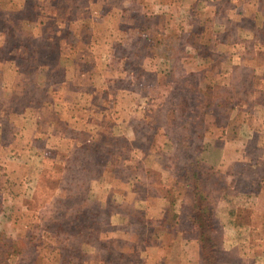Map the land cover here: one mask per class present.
Returning a JSON list of instances; mask_svg holds the SVG:
<instances>
[{
  "label": "rangeland",
  "instance_id": "rangeland-1",
  "mask_svg": "<svg viewBox=\"0 0 264 264\" xmlns=\"http://www.w3.org/2000/svg\"><path fill=\"white\" fill-rule=\"evenodd\" d=\"M31 2L0 0L16 23L0 49L14 63L0 61L9 76L0 69L3 255L12 252L11 264H202L187 240L190 180L182 181L201 170L217 200L216 264H256L260 220L249 226L264 205V95L241 114L211 103L188 118L209 98L195 94H221L232 72L260 90L264 53L250 16L205 0ZM30 44L39 62L24 64L15 87V67L35 56Z\"/></svg>",
  "mask_w": 264,
  "mask_h": 264
},
{
  "label": "trees",
  "instance_id": "trees-1",
  "mask_svg": "<svg viewBox=\"0 0 264 264\" xmlns=\"http://www.w3.org/2000/svg\"><path fill=\"white\" fill-rule=\"evenodd\" d=\"M32 2H35V4H39V0H32ZM31 2V3H32ZM20 9H17L16 11L19 13ZM12 11H8V10H4L1 8L0 6V21H4L5 25H1L0 27V35L3 37V39L0 41V49H4L5 45V39L8 40V43L10 42V36H11V32H9L10 30H14L16 28V23L15 21L8 17V13H10ZM4 17H3V15ZM261 31V34H260ZM260 34V36H259ZM263 37H262V36ZM13 36V35H12ZM261 37V41L258 40ZM28 40L31 41V38L29 37ZM261 43V44H258ZM253 44H258L260 45L258 48L260 51V47L262 46L263 50H261L260 52L264 53V28H259L257 33H256V37L253 40ZM43 48V52L47 51V44H45L44 40L41 41V45ZM28 47V50L26 51V54H28L30 52V50L34 53L35 56H33L31 59H24L19 66L15 67L16 72L21 73L22 70H27V66L24 65L25 63L31 64V66L28 68V70L33 69L34 67H36V62H39V58L36 56V53H38L39 48L37 49L34 44H30ZM47 54L43 55L42 58L46 56ZM0 61H4L3 58H0ZM43 61V60H42ZM5 62V61H4ZM11 63V61L9 62ZM12 64V63H11ZM260 64H264V62H261ZM14 65V63L12 64ZM231 78V80H233L234 82H232V84H228L230 86H228L227 84H223V87L221 89L222 93L218 94V91L216 93H208V90H199L198 94H195V96L197 97L195 102L199 101L200 98L198 95H200V93H202L203 95L207 96L208 95V99H203L200 100L199 103H197L196 107H193V109L189 112L188 114V118L189 117H194L195 119L199 120L202 114V112L204 113V109L206 108V106H208L209 104L213 103L215 105H217V107L219 108H225L226 112L229 113L231 111V108L234 106L238 107V112H242L241 107H243V103L246 102H250L248 100V98L250 97V99L253 96H257L260 94V90L255 89V88H248V83H246V79H248L250 77V75H248L247 73H245L244 75H242L241 73H231L229 74V76ZM241 77L243 79H241ZM218 87V86H217ZM220 87V86H219ZM258 90V91H257ZM244 92L243 94H241V92ZM190 94L196 92L195 90H193L192 88L190 89ZM193 96H191L192 98ZM247 97V98H246ZM190 103L194 102L191 99L188 100ZM244 101V102H243ZM254 102V100H253ZM251 102V103H253ZM232 108V109H233ZM222 110V109H221ZM220 110V111H221ZM186 117V115L182 114L180 116V120H184ZM221 119V118H219ZM218 121V120H217ZM223 125H222V131L225 130V123L223 122V120H221ZM202 122V121H201ZM217 126V124H216ZM182 127L187 129V123L182 122ZM195 128L198 129L199 125L198 122L195 125ZM174 126H172V130H174ZM192 129V128H191ZM199 136V138H201L202 136V132H199L197 134V137ZM190 140V138H188V141ZM189 144V142H188ZM186 170V168H185ZM187 171V170H186ZM207 172H209V169L207 170ZM188 179L190 180V188H188L186 185H184L185 189L187 190V192L190 193L191 195V202H190V208H189V214H188V220L190 222V224L192 225L191 231H192V235L189 239H193L195 240L198 248L197 251L202 255V259L204 261V264H216V260L219 257V253L220 252H224L223 249L220 248V244L217 242V239L215 237V233H216V215H215V207H216V199L214 198L215 196L212 193L213 188V184L211 181H208L207 178H205L202 173L201 170L199 171H193L192 173H184L183 175V182H187ZM185 184V183H184ZM172 204V203H171ZM172 207V206H171ZM174 216L177 218V216L179 217L180 214L179 213H174ZM174 217V218H175ZM218 225V224H217ZM170 231H172V228H168V231H166V234H169ZM175 231V230H174ZM178 234H183V230L179 229ZM176 232V233H177ZM184 238V236H182ZM175 238H178V235H175ZM12 252L7 254V256L3 255V252L0 251V264H11V256ZM13 255V254H12Z\"/></svg>",
  "mask_w": 264,
  "mask_h": 264
},
{
  "label": "crops",
  "instance_id": "crops-1",
  "mask_svg": "<svg viewBox=\"0 0 264 264\" xmlns=\"http://www.w3.org/2000/svg\"><path fill=\"white\" fill-rule=\"evenodd\" d=\"M205 1L212 4V6L215 8V10L217 12H221V8L222 7L224 8V5H225V9H226L227 13H236L237 14V12H238L242 16H250V17H246V19H249V23L252 24L253 28L254 27L260 28V29L264 28V0H239L240 2H239V4H237V6L234 5V2L232 4L233 0H205ZM217 5H218V9H217ZM233 7L235 9H232ZM213 14H215V11H213ZM254 15L260 16V20L258 18H254ZM244 23L247 25V23L245 21H244ZM5 62H10V60H6ZM1 71L4 75L3 79H2L4 81L5 78H7L9 76L5 73L4 68L1 69ZM0 78H1V75H0ZM14 78L17 80V82L14 85L16 87L17 84L19 83V79L21 78V73L20 74L17 73V76H15ZM6 87H8V86L6 85L4 88H6ZM7 94L9 95L11 93L9 91L6 92L5 90L2 91V95H7ZM263 95H264V64H260V96H263ZM259 106H260V110L264 109V99L260 98ZM261 123L263 124L264 121L263 122L261 121ZM225 132L227 133V135H226V137H227L228 131H225ZM251 139L253 140L255 138L251 137ZM263 149H264V131L260 125V151ZM239 153L242 154V155H240V158H242V159L246 158V155H245L246 153H244V151H242V152L240 151ZM261 157L262 156H260V158ZM260 204H264V202L262 200H260ZM263 207H264V205L260 206V211L254 210L256 218L253 221H256V223L249 226L251 228H252V226L255 228L257 226V224L259 223V220H260V240L253 238L254 243L252 242L253 247H255L256 249H257L256 246H258L260 244V255H258V253H257L258 249H257L256 250V253H257L256 258H254L256 264H258V262H260V264H264V249H263L264 248V239H263V237H264V208ZM227 213H229V212H227ZM228 215H230V213ZM230 219H231V217H230ZM235 228L239 229V225H234L233 229H235ZM197 254H198L197 258L200 259L201 258L200 253L198 252ZM247 259H250V258H245V259L243 258L244 261Z\"/></svg>",
  "mask_w": 264,
  "mask_h": 264
}]
</instances>
